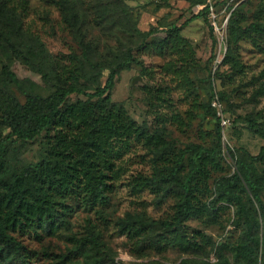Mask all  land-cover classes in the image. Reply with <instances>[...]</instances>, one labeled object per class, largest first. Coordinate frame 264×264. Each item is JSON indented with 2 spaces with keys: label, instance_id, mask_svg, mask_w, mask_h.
<instances>
[{
  "label": "trees",
  "instance_id": "1",
  "mask_svg": "<svg viewBox=\"0 0 264 264\" xmlns=\"http://www.w3.org/2000/svg\"><path fill=\"white\" fill-rule=\"evenodd\" d=\"M32 1L43 9L40 20L48 36L57 40L61 35L63 50L51 49L27 22ZM229 1L218 3L229 13L225 52L215 72L203 79L209 90L205 102L193 78L201 66L182 30L202 19L217 44L206 7L179 25L141 31L140 11L125 0H0V264H31L40 256L24 244L25 237L40 246L49 238L71 245L66 253L43 249V262L117 264L90 221L93 216L97 224H109L105 212L119 186L137 204L112 222L130 255L148 259L174 251L183 257L178 264H264V147L256 155L227 148L235 164L229 173L221 155L224 127L211 105L217 97L235 108L227 94L213 91L212 82L244 74L240 43L247 41L264 55V0L235 7ZM140 52L164 59L160 73L169 77L168 83L141 89L151 126L137 123L110 97L121 71L137 68L141 76H151ZM13 63L37 75L41 84L19 79ZM175 92L180 103L189 105L183 113L173 110ZM263 94L261 82L248 100L256 102ZM207 119L213 122L210 133L202 131ZM196 120V139L174 137L171 127L192 133ZM246 121L264 140V117L258 113ZM33 143L38 144L37 161L27 163L23 156ZM136 145L145 150L149 172L126 177L123 158ZM145 196L164 211L162 217L148 215ZM79 212L88 216L85 235H62ZM194 222L203 230L191 228ZM210 227L224 235L214 239L204 231Z\"/></svg>",
  "mask_w": 264,
  "mask_h": 264
},
{
  "label": "rangeland",
  "instance_id": "2",
  "mask_svg": "<svg viewBox=\"0 0 264 264\" xmlns=\"http://www.w3.org/2000/svg\"><path fill=\"white\" fill-rule=\"evenodd\" d=\"M247 1L253 0H231L228 2V5H233V7H235L236 5ZM125 3L128 7L136 10V12L140 11L141 15L137 25L141 31H147L151 26H157L159 24L165 25L168 23L170 24L171 22L179 25L187 18L196 15L198 12L197 5L190 6V2L187 0H167V2L161 0H125ZM42 10L43 9H41L39 3L32 1V12L27 19V22L31 24L33 30L41 33L42 39L48 43V46L51 49H54L55 51L63 50L64 45L61 35H57V40L52 39L51 36H48L47 30L43 28L44 22H41L40 20ZM51 13L52 19L55 20V23L59 22L60 17L58 12L52 10ZM228 14L227 9H225L223 13L220 11L219 19L222 21V19ZM182 35L187 38L195 48L196 57L201 68L193 78L196 79L195 83L198 87L199 100L206 102L208 100L209 90L207 88V82L203 81V79L207 77L209 72H213L217 69L216 67L219 66L215 62L218 53L217 44H212V38L210 37L207 23L202 19L195 20L184 27ZM215 38L217 40L216 35ZM238 54L240 61L246 67L244 74L234 77L231 81L217 78L212 82L213 91H221L227 94L230 97V102L235 105V108L232 110L225 102L222 103L224 116L229 120V123L224 126V130L222 131L221 155L224 166L227 167L228 172L231 174L235 171V164L234 160L228 153L227 148L235 149L241 147L246 149L251 155H256L260 148L264 147V140L259 138L249 129V124L246 121L248 116H255L258 113L264 117V94L259 96L256 102L248 100L254 90L258 87L259 83L264 82V78L259 76L261 73H264V55L254 49L247 41L240 43ZM137 56L140 58L143 65L152 72L151 76H141L137 68L121 71L115 81L110 97L112 102L122 104L130 117L137 123L142 124L144 122L151 126L153 117L148 113L149 109L147 100L141 89L145 85L155 87V85L158 84L168 83L169 77H165L160 73V67L165 63L164 59L145 52H140ZM211 56H214V58L211 62H208ZM11 70L19 79L29 78L37 84H41L40 78L37 75L25 69L19 63H13L11 65ZM134 79H136L135 82H133ZM252 79H257V81L251 83L253 81ZM15 93L20 101L23 102L22 96L16 91ZM179 98L180 95L178 92L173 93V110L183 113L189 108V105L180 103ZM160 111L167 113L168 109H164V111L160 109ZM197 123L198 120L194 122L192 133L187 132L181 134L175 127H171L174 131V137L179 138L180 141L183 142L189 141V136L192 138L191 140H194ZM212 129L213 122L211 120L207 119L202 123V131L205 133H210ZM37 157L38 144L33 143V145L29 146L28 150L25 152L23 160L27 163L36 162ZM147 159L148 157L145 156V150L142 149L140 145L134 146L130 153L123 158L126 177L129 175H136L137 173L147 174L149 172ZM144 200L148 203L146 209L148 215L152 219L156 220L163 216V210L157 211L154 209L153 205L150 204L151 198L149 196H145ZM136 207L137 204L134 202V199L131 198L127 189L119 186L105 212V217L107 221H109V224L99 225L95 221L96 219L91 216L90 225H96L97 227L95 231H99L101 235H104L103 240L110 249L111 254L114 255L115 262L117 264H140L142 262L158 260L163 264H178L183 257L174 251L167 252L161 256L150 257L148 259H138L130 255L122 247L121 243L123 242V239L115 236L117 234L113 229L112 222L114 219L123 216L126 211L131 212ZM87 219L88 216L85 213L79 212L78 214H74L70 219L71 225L69 232L62 235H85L86 228L89 226ZM189 226L191 228L203 230V227L196 222L189 224ZM204 231L214 239H219L222 234L224 235V233L219 231L216 227H210L204 229ZM21 240L30 249L35 250L40 254V256H37V258L31 261V264L53 263L52 261H42L41 253H43V249H46L49 252L66 253L67 249L71 247L70 244L66 243V240H58L56 238L45 239L41 245L42 247L28 237L21 238ZM210 261L214 262L215 258L212 256Z\"/></svg>",
  "mask_w": 264,
  "mask_h": 264
},
{
  "label": "built area",
  "instance_id": "3",
  "mask_svg": "<svg viewBox=\"0 0 264 264\" xmlns=\"http://www.w3.org/2000/svg\"><path fill=\"white\" fill-rule=\"evenodd\" d=\"M223 0H205V3L200 5V10L203 8L208 9V14L207 18L210 21V25L212 26L214 33L216 34L217 37V56H216V63L219 65L222 58H223V53L225 52V42H224V37H225V28L228 20V15L222 19V21L219 19L220 18V11L223 13L225 10L222 8H219L218 3L222 2ZM231 1V0H230ZM222 53V54H221ZM212 107L216 109L217 116L220 118V124L222 127L227 125L229 123V120L225 118L223 114V107L222 103L219 101L217 97H215L211 103Z\"/></svg>",
  "mask_w": 264,
  "mask_h": 264
},
{
  "label": "crops",
  "instance_id": "4",
  "mask_svg": "<svg viewBox=\"0 0 264 264\" xmlns=\"http://www.w3.org/2000/svg\"><path fill=\"white\" fill-rule=\"evenodd\" d=\"M199 6H200V5H197L198 12L201 11ZM198 12H197V13H198ZM197 13H196V14H197Z\"/></svg>",
  "mask_w": 264,
  "mask_h": 264
},
{
  "label": "water",
  "instance_id": "5",
  "mask_svg": "<svg viewBox=\"0 0 264 264\" xmlns=\"http://www.w3.org/2000/svg\"><path fill=\"white\" fill-rule=\"evenodd\" d=\"M135 81H136V79L133 80V82H135Z\"/></svg>",
  "mask_w": 264,
  "mask_h": 264
}]
</instances>
